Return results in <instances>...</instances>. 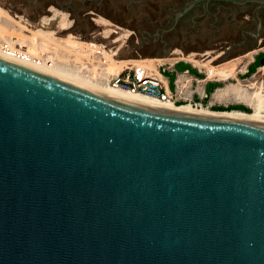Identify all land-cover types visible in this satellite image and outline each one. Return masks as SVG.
Returning a JSON list of instances; mask_svg holds the SVG:
<instances>
[{"label": "water", "instance_id": "water-1", "mask_svg": "<svg viewBox=\"0 0 264 264\" xmlns=\"http://www.w3.org/2000/svg\"><path fill=\"white\" fill-rule=\"evenodd\" d=\"M0 264H264V119L0 58Z\"/></svg>", "mask_w": 264, "mask_h": 264}, {"label": "rangeland", "instance_id": "rangeland-1", "mask_svg": "<svg viewBox=\"0 0 264 264\" xmlns=\"http://www.w3.org/2000/svg\"><path fill=\"white\" fill-rule=\"evenodd\" d=\"M188 1L0 0V5L15 15L25 16L33 23H38L45 15H52L56 10L66 11L73 19V25L70 29H57L58 35L71 31L85 40H102L106 37L104 26L97 20L100 16L106 17L132 31L119 51L121 57H169L175 50L181 49L186 54L195 51L198 57L209 58L223 52L217 56V62H223L264 45V11L254 15L257 2L240 4L227 1L219 11L216 6L205 8L198 3L176 22V14ZM246 13H249L251 19L244 17ZM244 31L248 32L245 39L242 36ZM117 36L118 33L114 32L111 37H107V41L119 47L121 42L115 41ZM263 59L264 51H261L250 64L248 72L241 77L256 71L263 64ZM186 69L198 74L196 68L184 61L177 63L174 71L163 68V73L174 87L177 71ZM220 84L209 82L206 86L208 94ZM228 108L245 109L242 104ZM249 108L252 110V107Z\"/></svg>", "mask_w": 264, "mask_h": 264}, {"label": "bare ground", "instance_id": "bare-ground-1", "mask_svg": "<svg viewBox=\"0 0 264 264\" xmlns=\"http://www.w3.org/2000/svg\"><path fill=\"white\" fill-rule=\"evenodd\" d=\"M97 20L104 26V36L111 37L114 32L118 33L115 41H120L121 44L119 47L114 48V50L116 53H119L121 47L132 33L131 29L124 28L106 17L100 16ZM72 25L73 19L66 11L56 10L52 15H45L38 23H33L25 16L19 14L15 15L4 8V6L0 5V44H3L4 41L11 44L10 51L0 46V58L86 86L116 99L158 108L264 119V85L262 84L264 79L258 77V74L248 79H240L237 77L238 69L244 70L248 60L250 61L255 57V51L257 52L259 48L219 63H214L212 60L217 59V56H220L223 52L210 56V58L207 57L206 59L198 57L196 55L198 53L195 51L186 54L181 49L175 50L179 54L171 57H118L111 55L110 62L106 69L109 73L119 72L128 59L141 62L159 73H161L158 67L159 62L166 60L173 61L176 58L191 60L196 65L205 66L208 70H212V76L217 75L219 79L226 80V84L220 86L214 92V97L218 99L233 97L236 100L246 101L254 108L251 111L242 109L219 110L206 105L195 106L189 102L178 104L160 100L140 92L115 88L106 81L98 78L94 79L83 74L70 63L69 57L70 53H74L77 56L80 55V50H82L81 46L88 39L85 40L80 38L71 31H68L65 35H58L57 33V29H70ZM16 42L26 45L28 49L23 51L22 48H17L15 46ZM41 52H49L52 61L44 60L39 62L29 56V54L37 56ZM208 53L210 54V51ZM243 57H247V59H243ZM260 71V74H263L264 64L260 68ZM232 77L237 78L238 81H232ZM186 78L184 74H180V81L185 82ZM188 85L187 83V86Z\"/></svg>", "mask_w": 264, "mask_h": 264}, {"label": "built area", "instance_id": "built-area-1", "mask_svg": "<svg viewBox=\"0 0 264 264\" xmlns=\"http://www.w3.org/2000/svg\"><path fill=\"white\" fill-rule=\"evenodd\" d=\"M0 46H3V48L7 49L8 51L11 50V44L7 41H4V43L0 44ZM15 46L17 48H22L23 51L28 49L26 45H23L20 42H16ZM81 47L82 50H80V55L77 56L74 53H70L69 61L83 74L91 78H98L106 81L115 88H121L132 92H140L150 97L178 104L189 102L195 106L206 105L212 108H214V106L217 104L216 100H212L213 94H211V98L208 100V102L204 103L203 100L208 97V93L203 87L210 81L219 82L224 80L219 79L217 75L212 76V70H208L205 66L202 67L200 65H196L191 60H187L185 58H176L173 61L166 60L159 62L158 67L159 71L161 72L159 73L145 66L141 62H135L131 59H128L126 64L123 65L119 72L109 73L106 71V69L110 62L111 55L121 57L120 52L116 53L114 50L117 45L110 44V42L107 41V37H104L102 40L88 39ZM258 48L259 50L255 52V57L250 60V63L255 61L256 55L259 52L264 51V45ZM172 54L173 55L170 56L177 55L176 52ZM29 56L39 62L44 60L50 62L52 61L49 52H41L37 56L29 54ZM201 57L207 58L204 56ZM217 59L212 61L214 63H219L217 62ZM245 59H247V57H245ZM181 61L190 63L194 68L197 69L198 74L192 73L190 69L177 71L176 77L174 79V88H171L167 78L165 77V74L163 73V68L174 71L176 69V64ZM262 65H259L256 71L251 73L249 76L243 77L242 79L254 77L256 74H258V77L264 79V72L263 74H260V68ZM246 72H248V70H238L240 75ZM180 74H184L187 77L185 82L180 81ZM231 79L238 81L235 77H232ZM187 83L189 84L188 86ZM196 93L199 95V99L195 98ZM225 106L229 107L230 102L225 103Z\"/></svg>", "mask_w": 264, "mask_h": 264}, {"label": "crops", "instance_id": "crops-1", "mask_svg": "<svg viewBox=\"0 0 264 264\" xmlns=\"http://www.w3.org/2000/svg\"><path fill=\"white\" fill-rule=\"evenodd\" d=\"M257 50L258 49V47L257 48H254V49H251V50H249V51H247V52H245V53H243V54H246V53H249L250 51H252V50ZM256 52V51H255ZM242 55V54H241ZM240 55V56H241ZM256 59V58H255ZM253 62H251L250 63V61L248 60V62L246 63V68L244 69V70H248L249 69V66H250V64H252ZM239 70V69H238ZM241 70H243V69H241ZM243 70V71H244ZM240 71V70H239ZM242 75H240L238 72H237V77H239L240 79H242L243 77H241ZM165 77L167 78V76L165 75ZM167 80H168V82H169V85H170V87L171 88H174V87H172L171 86V83H170V80H169V78H167ZM259 80V79H258ZM260 81V80H259ZM210 82H214V81H210ZM209 83V82H208ZM207 83V84H208ZM219 83H221L220 85H218V86H216L215 87V89L211 92V94H213L214 95V92L220 87V86H223V85H225L226 84V80H224V81H219ZM207 84H205L204 85V89H205V91L207 92V89H206V86H207ZM262 84L264 85V81H262ZM208 93V92H207ZM211 94L209 95L208 94V97L207 98H205L203 101H204V103H207L208 102V100L211 98ZM195 98L196 99H199V95L196 93L195 94ZM206 100V101H205ZM212 100H216L217 101V104L215 105V106H222V108H228V107H226L225 106V103H227V102H230V106L231 105H234V104H242L244 107H245V109L244 110H249L250 108L249 107H252L250 104H248L246 101H240V100H236V99H234L233 97H230V98H222V99H218V98H216V97H214V96H212ZM214 106V108H216ZM217 108H221V107H217ZM233 109H237V108H233ZM254 108L252 107V110H253ZM243 110V109H242ZM251 111V110H250Z\"/></svg>", "mask_w": 264, "mask_h": 264}, {"label": "flooded vegetation", "instance_id": "flooded-vegetation-1", "mask_svg": "<svg viewBox=\"0 0 264 264\" xmlns=\"http://www.w3.org/2000/svg\"><path fill=\"white\" fill-rule=\"evenodd\" d=\"M231 2V1H230ZM227 3V1L224 0H211L209 2H207L206 0L200 1L199 4H201L203 7L205 8H210L212 6H216V9L219 11L221 9H223L224 5ZM237 3V2H234ZM251 2H247V3H240V4H250ZM264 11V4H260L257 2L256 4V8H255V12L254 15H256L257 13H261ZM249 14V13H248ZM247 13L244 15V17L246 19H251V16L248 15ZM254 17V16H253ZM248 35V32L246 33V31H244L242 33L243 38L245 39L246 36ZM264 37V36H263Z\"/></svg>", "mask_w": 264, "mask_h": 264}, {"label": "trees", "instance_id": "trees-1", "mask_svg": "<svg viewBox=\"0 0 264 264\" xmlns=\"http://www.w3.org/2000/svg\"><path fill=\"white\" fill-rule=\"evenodd\" d=\"M214 109L222 110V109H233V108H214ZM243 110H244V109H243ZM247 111H250V110H247Z\"/></svg>", "mask_w": 264, "mask_h": 264}]
</instances>
